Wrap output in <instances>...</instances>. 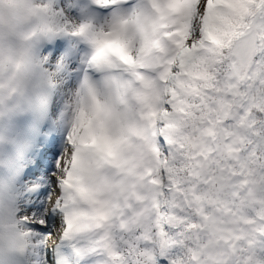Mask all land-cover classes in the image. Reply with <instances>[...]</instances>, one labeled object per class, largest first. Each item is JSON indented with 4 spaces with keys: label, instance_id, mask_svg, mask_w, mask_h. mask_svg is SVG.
<instances>
[{
    "label": "snow or ice",
    "instance_id": "snow-or-ice-1",
    "mask_svg": "<svg viewBox=\"0 0 264 264\" xmlns=\"http://www.w3.org/2000/svg\"><path fill=\"white\" fill-rule=\"evenodd\" d=\"M107 2L122 58L132 61L129 49L138 41L136 62L148 56L158 82L148 81L151 91L142 97L150 109L142 141L120 161L121 232L105 229L86 247L68 245L75 264H204L207 227L221 242L217 264H264V0ZM80 11L90 14L87 4ZM201 33L217 51L234 53L233 62L214 65L198 55L203 40L192 36ZM194 55L200 70L180 78L173 69L188 71ZM56 157L53 146L34 162L24 193L31 218L22 219L37 251L60 212L52 196L64 183ZM106 203L96 210L98 226L112 215ZM62 249L49 254L54 264H69Z\"/></svg>",
    "mask_w": 264,
    "mask_h": 264
},
{
    "label": "clouds",
    "instance_id": "clouds-1",
    "mask_svg": "<svg viewBox=\"0 0 264 264\" xmlns=\"http://www.w3.org/2000/svg\"><path fill=\"white\" fill-rule=\"evenodd\" d=\"M85 4L90 14L81 13ZM112 11L107 0H0V264H54L49 254L62 245L75 264L68 245L86 247L105 229L121 232L120 161L147 130L150 109L142 97L151 91L148 81L158 82V72L148 56L136 62V40L132 61L122 58ZM192 38L203 40L198 55L214 65L233 62L234 53L217 51L203 33ZM185 68L173 71L189 80L188 72L200 70L195 55ZM53 146L55 174L64 182L52 193L60 212L37 251L22 219L31 218L24 193L34 162ZM203 187L211 191L213 185ZM100 201L112 215L98 226ZM211 233L210 227L202 231L204 264H217L213 257L222 252Z\"/></svg>",
    "mask_w": 264,
    "mask_h": 264
}]
</instances>
